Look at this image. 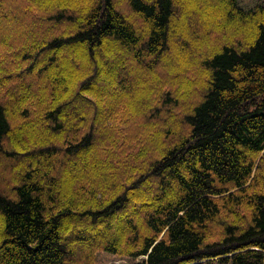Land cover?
<instances>
[{"label": "trees", "instance_id": "16d2710c", "mask_svg": "<svg viewBox=\"0 0 264 264\" xmlns=\"http://www.w3.org/2000/svg\"><path fill=\"white\" fill-rule=\"evenodd\" d=\"M206 1L0 0V264H264V3Z\"/></svg>", "mask_w": 264, "mask_h": 264}, {"label": "rangeland", "instance_id": "374dc122", "mask_svg": "<svg viewBox=\"0 0 264 264\" xmlns=\"http://www.w3.org/2000/svg\"><path fill=\"white\" fill-rule=\"evenodd\" d=\"M208 2L210 4L211 3L214 4L213 1H211V0L208 1ZM197 3H198L197 1H194V4H197ZM239 3L244 8H250V7L254 6L257 3H264V0H239ZM174 71H176V69L172 68V71H171L172 74H173ZM121 261H124V259L122 257L119 258L116 255L110 254L108 252H99L98 261H97L96 264H115V263H118V262H121ZM212 261L213 262L211 264H216V262H217L215 260H212Z\"/></svg>", "mask_w": 264, "mask_h": 264}]
</instances>
